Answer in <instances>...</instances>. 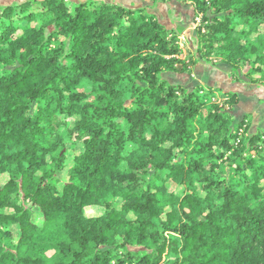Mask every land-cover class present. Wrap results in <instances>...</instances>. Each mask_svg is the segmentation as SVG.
Instances as JSON below:
<instances>
[{"label":"trees","instance_id":"16d2710c","mask_svg":"<svg viewBox=\"0 0 264 264\" xmlns=\"http://www.w3.org/2000/svg\"><path fill=\"white\" fill-rule=\"evenodd\" d=\"M184 1L185 56L146 7L0 8V264H264V126L168 80L221 62L264 88V0Z\"/></svg>","mask_w":264,"mask_h":264},{"label":"rangeland","instance_id":"374dc122","mask_svg":"<svg viewBox=\"0 0 264 264\" xmlns=\"http://www.w3.org/2000/svg\"><path fill=\"white\" fill-rule=\"evenodd\" d=\"M25 0H0V8L12 3ZM71 2H86L88 0H69ZM106 3L121 4L129 8L146 7L155 14L159 21L167 27L176 30L180 35V45L184 56L195 49L196 28L199 19L195 18L194 7L184 0H96ZM172 83H180L187 88L203 85L206 88H215L217 101L222 102L228 93H236L239 103L233 115L236 121L246 119L252 121L251 131L264 126V88L250 84L243 72H234L221 62L210 66L200 62L190 76H169ZM74 120H70L72 125ZM65 179V175L62 176ZM7 180V176H0V186Z\"/></svg>","mask_w":264,"mask_h":264}]
</instances>
